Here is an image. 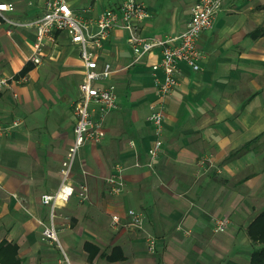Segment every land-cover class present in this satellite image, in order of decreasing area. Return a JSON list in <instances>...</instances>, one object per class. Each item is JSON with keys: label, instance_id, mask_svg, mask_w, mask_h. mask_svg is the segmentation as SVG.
Masks as SVG:
<instances>
[{"label": "crops", "instance_id": "crops-1", "mask_svg": "<svg viewBox=\"0 0 264 264\" xmlns=\"http://www.w3.org/2000/svg\"><path fill=\"white\" fill-rule=\"evenodd\" d=\"M7 1L21 20L41 15L46 2ZM119 1L69 3L97 16ZM195 2L144 0L150 17L137 24V33L180 34ZM0 27V77L14 76L0 92V120L23 122L0 144V264H67L60 248L70 264H250L257 246L247 228L264 209V0H225L214 27L199 39L202 71L180 64V85L164 103L163 149L153 168L147 166L156 139L148 119L157 100L151 66L160 49L131 65L128 31L122 22L113 29L99 64L112 66L102 83L114 88L119 107L104 118L102 141L82 147L75 193L57 203L61 246L43 240L51 214L41 197L59 189L74 141L84 75L79 47L58 34L36 65L29 61L34 31L18 28L9 36ZM27 63L33 68L20 76ZM118 167L125 187L116 194L108 179ZM82 187L86 200L78 194ZM129 209L145 214L143 230L127 224ZM114 214L122 217L118 228L111 227ZM218 218L227 221L224 232L215 231ZM148 234L157 238L152 254Z\"/></svg>", "mask_w": 264, "mask_h": 264}, {"label": "built area", "instance_id": "built-area-1", "mask_svg": "<svg viewBox=\"0 0 264 264\" xmlns=\"http://www.w3.org/2000/svg\"><path fill=\"white\" fill-rule=\"evenodd\" d=\"M224 1L196 0L184 31L178 35L159 39L142 37L137 33V24L150 17L144 0H120L118 5L104 9L97 16L93 15L91 7L76 12L69 0H46L43 13L26 20L15 17L17 9L13 2L0 0V17L3 25H6L7 35H13L14 30L18 28L34 31L35 41L29 58L30 62L40 65L49 45L55 44L58 34L64 33L72 44L79 47L84 70L83 79L79 85V99L74 106L76 115L74 141L61 164L60 187L54 194H44L41 197L43 204L50 207L51 214L50 222L44 226L42 232L43 240L61 246L55 224L57 203L61 200H69L75 193L72 176L82 147L87 143L102 141L104 118L119 107L114 88L102 83L113 74L112 66L107 63L99 64V53L105 41L111 37L113 29L122 22V26L128 31V41L133 51L131 65L139 64L155 49H160V59L151 66L157 100L148 119L155 127L156 139L149 148L147 166L153 168L163 149L161 135L165 119L164 103L180 85V64L185 63L194 72L202 71L206 54L199 44V39L203 32L214 27ZM13 77H0V92L10 86ZM96 114L99 115L97 119ZM22 124V120L19 119L9 123L0 120V144L12 130ZM201 165H207L205 159L201 160ZM123 171L122 167H118L108 179L112 192L116 194L121 193L125 187ZM78 194L81 200L87 199L85 187H82ZM126 215L128 216L127 224L130 227L138 230L145 228L146 216L142 211L129 209ZM226 222V219L218 218L215 231L224 232ZM120 225H122L121 215H112L111 227L118 228ZM146 242L147 251L151 254L155 253L157 238L148 234ZM64 255L65 262L70 264L67 255Z\"/></svg>", "mask_w": 264, "mask_h": 264}, {"label": "trees", "instance_id": "trees-1", "mask_svg": "<svg viewBox=\"0 0 264 264\" xmlns=\"http://www.w3.org/2000/svg\"><path fill=\"white\" fill-rule=\"evenodd\" d=\"M1 21V17H0ZM33 68L32 63H27L20 71V76L25 75ZM247 234L251 241L256 244V248L251 252L250 264H264V209L260 212L256 218L249 224L247 228ZM119 247H115V250H119ZM114 254V253H112ZM95 253L91 252L89 259L92 261ZM113 256V255H111ZM110 256V258H111Z\"/></svg>", "mask_w": 264, "mask_h": 264}, {"label": "rangeland", "instance_id": "rangeland-1", "mask_svg": "<svg viewBox=\"0 0 264 264\" xmlns=\"http://www.w3.org/2000/svg\"><path fill=\"white\" fill-rule=\"evenodd\" d=\"M3 1H7V0H3ZM1 25H3V23H2V21H0V26ZM1 28V27H0ZM3 48V45L1 44V42H0V48ZM50 56H47V58H49ZM15 79V78H14ZM60 250H61V256H62V258H65V255H64V253H63V249H61L60 248Z\"/></svg>", "mask_w": 264, "mask_h": 264}]
</instances>
